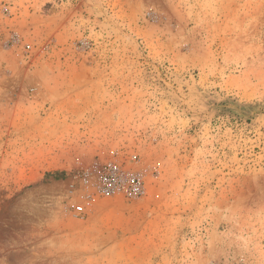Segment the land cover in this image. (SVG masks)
<instances>
[{"label":"rangeland","instance_id":"obj_1","mask_svg":"<svg viewBox=\"0 0 264 264\" xmlns=\"http://www.w3.org/2000/svg\"><path fill=\"white\" fill-rule=\"evenodd\" d=\"M0 264H264V0H0Z\"/></svg>","mask_w":264,"mask_h":264},{"label":"built area","instance_id":"obj_2","mask_svg":"<svg viewBox=\"0 0 264 264\" xmlns=\"http://www.w3.org/2000/svg\"><path fill=\"white\" fill-rule=\"evenodd\" d=\"M84 180L94 188L95 194L101 197L122 194L137 198L145 191L142 176L122 162H110L99 169L88 171ZM83 211L82 205H76L77 214H82Z\"/></svg>","mask_w":264,"mask_h":264}]
</instances>
